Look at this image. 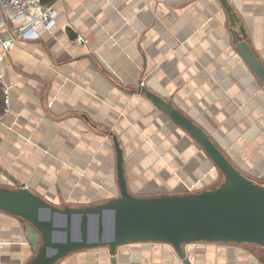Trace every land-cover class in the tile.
<instances>
[{
  "label": "crops",
  "instance_id": "0c3cea01",
  "mask_svg": "<svg viewBox=\"0 0 264 264\" xmlns=\"http://www.w3.org/2000/svg\"><path fill=\"white\" fill-rule=\"evenodd\" d=\"M264 65V0H227ZM53 29L5 57L0 88V187L15 183L56 207L86 208L119 196L113 134L138 197L197 193L220 173L201 147L140 87L171 102L247 178L264 181V88L232 42L218 0H55ZM84 43L78 44L77 36ZM0 212V264H26L34 237ZM190 264H264L255 246L195 244ZM115 264H183L173 248L136 243ZM108 248L56 264H111Z\"/></svg>",
  "mask_w": 264,
  "mask_h": 264
},
{
  "label": "water",
  "instance_id": "95a60500",
  "mask_svg": "<svg viewBox=\"0 0 264 264\" xmlns=\"http://www.w3.org/2000/svg\"><path fill=\"white\" fill-rule=\"evenodd\" d=\"M230 23L235 49L264 88V65L246 42V32L227 0H218ZM153 106L194 140L223 177L217 187L197 193L138 197L124 177L123 151L109 133L116 156L119 196L86 208L56 207L27 188L0 187V212L20 218L33 235L34 256L26 264H56L70 254L108 248L115 264L118 248L136 243L170 246L183 264L184 247L200 243L255 246L264 251V185L245 177L171 102L140 87Z\"/></svg>",
  "mask_w": 264,
  "mask_h": 264
},
{
  "label": "built area",
  "instance_id": "2783aa9c",
  "mask_svg": "<svg viewBox=\"0 0 264 264\" xmlns=\"http://www.w3.org/2000/svg\"><path fill=\"white\" fill-rule=\"evenodd\" d=\"M56 24V12L41 0H0V88L4 115L10 107V86L2 75L3 58L20 41H36L49 33ZM84 43L82 36L75 40ZM2 117L0 116V121Z\"/></svg>",
  "mask_w": 264,
  "mask_h": 264
},
{
  "label": "trees",
  "instance_id": "16d2710c",
  "mask_svg": "<svg viewBox=\"0 0 264 264\" xmlns=\"http://www.w3.org/2000/svg\"><path fill=\"white\" fill-rule=\"evenodd\" d=\"M55 0H41L42 5L48 6L52 4Z\"/></svg>",
  "mask_w": 264,
  "mask_h": 264
},
{
  "label": "rangeland",
  "instance_id": "374dc122",
  "mask_svg": "<svg viewBox=\"0 0 264 264\" xmlns=\"http://www.w3.org/2000/svg\"><path fill=\"white\" fill-rule=\"evenodd\" d=\"M222 181H223V177L221 176V177H220L219 184H221V183H222ZM257 183H260V184L264 185V181H263V182H257ZM219 184H218V185H219Z\"/></svg>",
  "mask_w": 264,
  "mask_h": 264
}]
</instances>
